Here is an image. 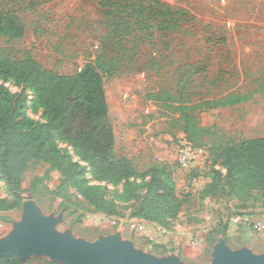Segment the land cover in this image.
<instances>
[{
	"label": "rangeland",
	"instance_id": "374dc122",
	"mask_svg": "<svg viewBox=\"0 0 264 264\" xmlns=\"http://www.w3.org/2000/svg\"><path fill=\"white\" fill-rule=\"evenodd\" d=\"M160 1L186 12L180 28L163 31L156 22H152L149 31L137 26V35L146 40L135 42L130 37L125 42L126 51L119 52V68L111 78H105V87L114 129L119 133L137 130L135 127L143 130L137 139L142 138L148 151L145 168L164 162L158 158L161 156L156 150L160 148L147 131L170 133L164 143L174 154V167L180 169L176 174L179 190L186 195L188 182L184 180L194 171L193 164L183 166L178 160L187 137L181 134L179 105L188 107L200 125L211 127L204 138L207 145L197 149L204 151L213 144L264 136V90H259L264 81V0ZM7 12L24 24L25 35L20 39L0 35V57L19 59L30 54L54 71L73 74L105 49L107 26L98 0H0V19ZM113 53L112 46L106 47L107 57ZM6 85L14 92L20 89L13 81ZM28 94L27 115L43 120L41 107H32L33 93ZM229 96L243 100L233 105H216L217 100ZM48 166L43 162L29 165L24 192H31L47 213L65 211L66 220L60 229L72 226L75 231L85 230L87 235L96 236L98 232H115L123 225L125 238H138L141 233L129 227L128 218L94 219L95 212L85 206L70 204L68 209L62 208V198L55 195L61 174ZM207 169L206 166L203 170ZM41 177L44 179L38 180ZM91 184L99 185L110 199L117 200L124 190L123 183L106 184L91 178ZM0 198L13 201L1 173ZM22 205L0 211V221L4 223L0 236L9 231L12 219L20 218ZM122 211L129 212L124 208ZM114 218L117 224L111 222ZM263 234L258 235L264 237ZM209 261L208 258L206 262ZM49 262L52 261L46 257H33L31 264Z\"/></svg>",
	"mask_w": 264,
	"mask_h": 264
},
{
	"label": "trees",
	"instance_id": "16d2710c",
	"mask_svg": "<svg viewBox=\"0 0 264 264\" xmlns=\"http://www.w3.org/2000/svg\"><path fill=\"white\" fill-rule=\"evenodd\" d=\"M98 2L107 26L105 49L77 72L59 73L30 54L19 59L0 57V173L13 197L10 202L0 198V211L22 205L25 173L32 162H43L49 170L61 174L55 195L62 198V208L75 204L90 212L128 220L140 218L170 229L189 193L178 191L174 170L168 165L154 163L141 171L133 159L117 153L105 78L118 70L119 52L126 51L125 42L130 37L135 42L146 40L137 35V26L149 31L156 22L159 29L171 32L180 28L187 14L160 0ZM0 35L20 39L25 26L7 12L0 19ZM108 46L113 47L111 57L106 55ZM9 81L20 89L12 91L6 85ZM259 90H264V81ZM29 91L34 95L32 107H41L43 120L27 115ZM241 100L243 97L229 96L217 100L216 105H233ZM178 111L187 141L195 148L207 145L204 138L211 127L200 125L188 107L179 105ZM207 148L211 182L200 197L238 198L243 208L257 202L264 206V136ZM91 178L106 184L123 183L124 190L117 200L110 199L99 185L91 184ZM122 208L129 212L124 213ZM244 213L249 212H239ZM227 226L228 219L210 232V249L220 235H225ZM32 260L23 263L18 254H11L0 257V264H31Z\"/></svg>",
	"mask_w": 264,
	"mask_h": 264
},
{
	"label": "crops",
	"instance_id": "0c3cea01",
	"mask_svg": "<svg viewBox=\"0 0 264 264\" xmlns=\"http://www.w3.org/2000/svg\"><path fill=\"white\" fill-rule=\"evenodd\" d=\"M135 128L137 130L129 129L122 133L115 130L116 151L118 154H124L133 159L136 167L142 171L146 169L144 167V162L148 161V151L142 143V138L140 137V139H137L138 135L143 130H139L137 127ZM147 134H151V137H153L152 139L155 140L157 146L160 148L156 150L158 151V155L161 156L158 158H162V160H164L163 164L168 165L174 170V178L177 183L178 191L181 194L185 193L179 190L180 183L177 181L176 174L178 175L180 169L176 166L174 167L172 161L174 160V154L172 151L168 150V144L164 143V140L171 136L170 133H164L160 130L152 132V129H149ZM181 134L186 135L183 131ZM184 138L186 141L187 137ZM208 156V150H200L197 154V158L192 165L194 172L192 175H189L188 180H184L188 182L185 186L186 192H189L187 202L177 219L173 222L172 227L169 229V233H164L162 231L165 227L158 223L148 221L145 233L140 234L138 238L132 236H127V238L132 239L137 246L159 255L173 252L179 254L184 261L190 264H198L197 262L199 261V264H208L209 262H206V260L208 258L210 260V252L212 250L210 249V232L222 224V221L227 220L231 215L239 212H249L255 219H264V206H261L260 202H257L255 205L250 203L248 208H243L241 207L242 202L238 198L227 200L224 198L200 197L203 189L211 182V177L208 173L209 166L206 161ZM203 158H205V160H203ZM206 166L208 169L204 171L203 169H206ZM93 215H95L94 219L104 217L113 218V216H107L101 212H95ZM124 231L125 229L123 227V233ZM111 232H113V230L98 232L96 236L100 233L107 234ZM75 233L88 239H94L96 237L87 235L88 232L85 230L79 232L75 231ZM263 233L264 232H256L245 225H237L228 222L224 237L233 248L247 245L253 250L260 252L264 250V237L261 236ZM258 234L261 235L259 236Z\"/></svg>",
	"mask_w": 264,
	"mask_h": 264
},
{
	"label": "water",
	"instance_id": "95a60500",
	"mask_svg": "<svg viewBox=\"0 0 264 264\" xmlns=\"http://www.w3.org/2000/svg\"><path fill=\"white\" fill-rule=\"evenodd\" d=\"M22 213L11 220V228L0 236V257L18 254L23 263L33 257H46L64 264H190L177 253L159 255L147 251L123 235V225L113 233H100L88 239L64 224V210L47 213L31 192H23ZM208 264H264V250L247 245L233 248L220 235L210 252Z\"/></svg>",
	"mask_w": 264,
	"mask_h": 264
},
{
	"label": "built area",
	"instance_id": "2783aa9c",
	"mask_svg": "<svg viewBox=\"0 0 264 264\" xmlns=\"http://www.w3.org/2000/svg\"><path fill=\"white\" fill-rule=\"evenodd\" d=\"M202 149L193 147L187 140L182 143L181 149L178 153V160L183 166L192 165L197 153ZM113 224H117L114 218L111 221ZM228 222H232L237 225H245L256 232H264V219H255L251 214H233L228 218ZM129 227L137 233H145L147 230L148 221L140 218H131L128 220ZM4 223L0 221V233L3 231ZM164 233H169V229L163 228Z\"/></svg>",
	"mask_w": 264,
	"mask_h": 264
}]
</instances>
